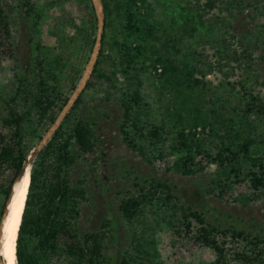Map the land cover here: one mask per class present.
<instances>
[{"label": "trees", "instance_id": "16d2710c", "mask_svg": "<svg viewBox=\"0 0 264 264\" xmlns=\"http://www.w3.org/2000/svg\"><path fill=\"white\" fill-rule=\"evenodd\" d=\"M86 1L94 10L93 1ZM6 3L9 0H0V51L4 53L7 49L11 53L12 21ZM10 3L12 11L22 14L29 28L37 33L43 19L38 3L35 0H10ZM103 3L105 32L96 67L69 114L31 166V182L17 236V264H107L105 251L116 242V227L106 221L97 230H84L88 173L77 175L79 162L92 159L98 145L99 123L82 112L85 90L96 84L93 79L114 85V74L100 66L102 59L119 61L122 73H134L135 80L140 73L151 69L157 74L159 95L173 98L165 117L151 119V104L139 88L121 93L119 102L124 110L121 133L130 149L150 165L164 163L168 172L183 176H194L215 166V178L206 190L210 196L224 199L232 196L234 187L249 183L247 189L251 194L243 193L238 199L247 204L264 197V141L256 133L238 128L232 119L203 110L201 98L208 72L198 64L200 56L184 50L180 32L171 24L153 17L151 0H103ZM205 6L209 12L204 13V6L197 3L188 8L182 30H190L189 36L200 27L215 26L214 21L206 20L213 10L233 16L231 11L238 8L242 14L251 5L244 7L236 0H207ZM218 20L225 22L224 18ZM109 30L116 34L112 37L110 53L106 54ZM75 31L91 49L94 47L96 38L86 39L85 29L75 28ZM231 39L235 40L236 36L231 34L216 42L218 54L238 63L252 59L247 38L240 41L241 52L234 49L230 53ZM42 50L38 43L37 51ZM52 65L40 55L30 65H20L16 92L1 99L6 114L0 115L4 129L0 131V223L13 185L35 147L32 139L38 138L39 142L43 138L46 133L39 135L40 128L47 126L48 131L59 116L55 110L61 113L71 98H62ZM221 67L218 63L217 68L221 70ZM240 85L244 96L252 100L245 99V114L264 116V100ZM120 211L127 222L143 227L140 237L136 228L134 253L124 256L122 264H145L151 260L154 227L149 225L146 211L155 217V224L161 218L169 228H174L172 238L188 237L212 249L216 258L209 264H232L229 243L244 244L242 249L234 250V260L242 264H264V236L213 224L203 213L183 204L167 180L152 179L149 187H142L137 194L130 193L122 199Z\"/></svg>", "mask_w": 264, "mask_h": 264}, {"label": "rangeland", "instance_id": "374dc122", "mask_svg": "<svg viewBox=\"0 0 264 264\" xmlns=\"http://www.w3.org/2000/svg\"><path fill=\"white\" fill-rule=\"evenodd\" d=\"M35 1L43 11V19L37 33L29 28L28 21L22 14L12 11L10 0L5 4L11 16L14 43L11 53L7 49L4 53L0 51L1 116L6 114L1 99L9 98L16 92V73L20 65H30L38 55L52 63L51 70L59 79L62 98L66 99L71 97L75 87L78 88L92 56L93 48L91 49L86 40L75 31V28L85 29L86 39L97 36L96 12L88 1ZM151 2L153 17L161 19L167 25L171 24L178 30L184 50L189 54L196 52L200 56L198 64L208 72L201 98L203 110L214 111L232 119L238 128H245L251 134L256 133L259 139L264 141V116L245 114V99L252 100L249 96H244L240 85L242 83L247 86L253 96L264 100V0H236L238 3L242 2L244 7L251 6L242 14L238 8L231 11L234 12L233 16L226 11L213 10L206 20L214 21L215 26L200 27L193 36H189L190 30H182L184 18L189 13L188 8L194 3L204 6V13L209 12L205 6L207 0ZM219 17L224 18L225 25L218 20ZM118 22L119 20L116 21V26L119 25ZM115 34L116 31H108L105 40L106 54L110 53L109 47ZM231 34L236 36V39L230 40L233 45L230 53L234 49L241 52L243 48L240 41L247 38V47L250 46L252 50V59L238 63L235 59H226L218 54L216 42L224 37L229 38ZM38 43L43 46L42 54L37 51ZM58 61L60 63H57ZM113 61L102 59L100 66L107 73L114 74V85L93 79L96 84L85 90L82 112L99 123L98 145L92 159L87 162L83 160L77 165L78 176L88 173V201L83 205L82 218L84 230H97L106 221H111L116 227V242L110 244L105 251L107 264H122L124 256L134 253L136 228L140 237L143 227H135L123 218L120 203L130 193L137 194L142 187H149L152 179L169 181L183 204L200 211L213 224L224 228L235 227L264 236V197L247 204L238 199L243 193L251 194L247 189L249 183L234 187L232 196L227 198L210 196L206 194V190L215 178V166L194 176H183L168 172L164 163L150 165L125 144L121 133L124 110L119 102L122 92L139 88L145 100L151 104V119L165 117L167 106L172 103L173 98L169 95H159L157 74L151 69L140 73L139 79L135 80L134 73L123 74L119 61ZM218 63L222 64L221 70L217 68ZM46 68L48 69V66ZM55 111L60 115L59 109ZM243 124L246 126H242ZM47 129V126L40 128L38 134H45ZM0 131H4L1 123ZM32 142L36 146L39 143L38 138L32 139ZM262 150L264 151V145ZM146 217L149 219V225L154 227L155 244L150 249L151 260L145 264H209L215 260L216 254L212 249L201 246L188 237H184V240L172 238L174 228H169L166 221L159 218L155 224V217L149 211H146ZM174 220L176 224L179 223L176 218ZM243 245H227L232 250L229 255L232 264H242L234 260L232 255L235 249H242ZM146 249H149L148 245Z\"/></svg>", "mask_w": 264, "mask_h": 264}, {"label": "water", "instance_id": "95a60500", "mask_svg": "<svg viewBox=\"0 0 264 264\" xmlns=\"http://www.w3.org/2000/svg\"><path fill=\"white\" fill-rule=\"evenodd\" d=\"M92 1L94 4L96 16H97V23H98V25H97V36H96L95 44L93 47L92 56H91V59L88 63V67L86 69L84 78L80 82V84H79L78 88L75 90L74 94L71 96L68 104L64 107V109L62 110V112L60 113L58 118L56 119L55 123L49 128V130L46 132V134L43 136V138L34 147L32 152L28 156L18 178L16 179V181L13 185L10 197L7 201L3 218H2L1 223H0V240H1L3 225L6 221V218L8 215V210L10 208V205H11L13 197H14V192L17 189L21 180L23 179L27 168L32 166V163L35 160V158L39 155V153L42 151V149L47 145V143L55 135L56 131L59 129V127L61 126V124L63 123V121L67 117V115L69 114L71 108L73 107L74 103L78 99L79 95L81 94V92L86 87L87 82L91 78L92 73L96 67L97 61L99 59V56L101 54V50L103 47V36H104V32H105V10H104L103 0H92ZM0 264H4L1 257H0Z\"/></svg>", "mask_w": 264, "mask_h": 264}, {"label": "bare ground", "instance_id": "6f19581e", "mask_svg": "<svg viewBox=\"0 0 264 264\" xmlns=\"http://www.w3.org/2000/svg\"><path fill=\"white\" fill-rule=\"evenodd\" d=\"M30 182L31 167H28L23 179L14 192V197L2 229L0 240V257L4 264H17V236L22 221Z\"/></svg>", "mask_w": 264, "mask_h": 264}, {"label": "built area", "instance_id": "2783aa9c", "mask_svg": "<svg viewBox=\"0 0 264 264\" xmlns=\"http://www.w3.org/2000/svg\"><path fill=\"white\" fill-rule=\"evenodd\" d=\"M161 70H162V69H161V68H159V72H161Z\"/></svg>", "mask_w": 264, "mask_h": 264}]
</instances>
